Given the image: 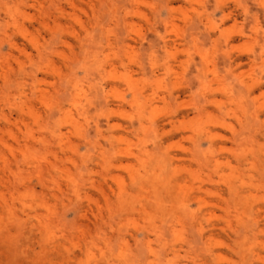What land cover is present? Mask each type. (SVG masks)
<instances>
[{"label": "rangeland", "instance_id": "374dc122", "mask_svg": "<svg viewBox=\"0 0 264 264\" xmlns=\"http://www.w3.org/2000/svg\"><path fill=\"white\" fill-rule=\"evenodd\" d=\"M0 264H264V0H0Z\"/></svg>", "mask_w": 264, "mask_h": 264}, {"label": "bare ground", "instance_id": "6f19581e", "mask_svg": "<svg viewBox=\"0 0 264 264\" xmlns=\"http://www.w3.org/2000/svg\"><path fill=\"white\" fill-rule=\"evenodd\" d=\"M78 97H79V94H76ZM74 102L72 103V106L74 107V108H77L78 107V105H79V100H73Z\"/></svg>", "mask_w": 264, "mask_h": 264}]
</instances>
